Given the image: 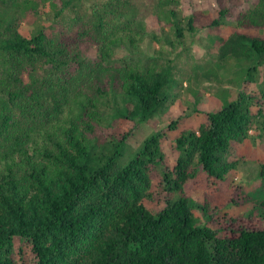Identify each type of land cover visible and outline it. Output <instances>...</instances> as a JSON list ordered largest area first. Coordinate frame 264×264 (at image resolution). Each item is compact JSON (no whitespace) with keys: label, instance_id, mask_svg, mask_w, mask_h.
<instances>
[{"label":"trees","instance_id":"trees-1","mask_svg":"<svg viewBox=\"0 0 264 264\" xmlns=\"http://www.w3.org/2000/svg\"><path fill=\"white\" fill-rule=\"evenodd\" d=\"M86 2L64 0L77 29L67 39L23 30L27 15L45 13L33 0H0V264H264V198L235 216L204 200L199 217L186 192L200 171L211 184L229 180L226 153L264 116H252L242 92L215 99L198 130L176 139L168 190L148 207L150 170L165 164L166 137L155 133L120 160L137 128L166 106L172 81L105 64L143 42L138 27L160 0ZM258 29L264 0H250L222 47L224 61L264 65V38L241 32ZM92 49L89 61L83 53ZM233 188V207L247 208L244 188Z\"/></svg>","mask_w":264,"mask_h":264},{"label":"rangeland","instance_id":"rangeland-1","mask_svg":"<svg viewBox=\"0 0 264 264\" xmlns=\"http://www.w3.org/2000/svg\"><path fill=\"white\" fill-rule=\"evenodd\" d=\"M33 1L45 7V13L27 15L22 22L23 30L29 33L42 30L49 36L67 39L75 35L74 15L70 9L64 8V0ZM98 1L101 0H87L86 5ZM223 3L228 12L220 17L219 11L223 8L217 0H160L154 13L138 27L143 42L137 48L117 49L110 63L105 64L117 68L138 65L143 70L162 72L172 81L166 88L169 94L166 106L160 114L150 117L145 125L137 128L120 160L122 164L127 163L151 135L159 133L166 137L163 150L165 164L152 166L150 170L152 197L148 207L168 190L165 174L168 169L172 172L176 165L179 154L176 139L183 131L198 130L215 99H233L242 92L246 95L252 116L257 119L260 113L264 116V65L243 59L226 63L221 52L235 31L237 18L248 8L250 0H223ZM60 9L62 12L58 15ZM173 12L175 14L171 16ZM216 19L220 25H213ZM241 32L264 38V29ZM82 48L85 50L84 46ZM95 51L84 52V57L94 61L97 57ZM250 67L257 68L253 78L246 75ZM212 70L213 74L210 73ZM263 127L255 122L246 137L232 143L224 157L225 162L234 168L229 180L211 184L207 175L200 171L194 180L187 182V196L197 204L194 209L196 216H202L199 206L204 200L214 202L211 210L217 207L221 214L235 216L249 213L252 203L264 198V180L258 178L264 167ZM169 176V180L175 178V175ZM236 186L244 188L247 208H236L231 204L232 189ZM171 195L167 194L168 197Z\"/></svg>","mask_w":264,"mask_h":264}]
</instances>
